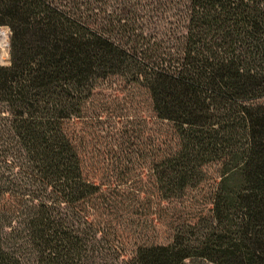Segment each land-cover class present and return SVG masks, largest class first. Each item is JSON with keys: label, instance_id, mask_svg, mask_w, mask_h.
<instances>
[{"label": "trees", "instance_id": "obj_1", "mask_svg": "<svg viewBox=\"0 0 264 264\" xmlns=\"http://www.w3.org/2000/svg\"><path fill=\"white\" fill-rule=\"evenodd\" d=\"M82 4L0 0V264H264V0H183L166 41ZM111 74L142 84L166 125L148 144L156 197L219 164L209 213L170 222L166 240L125 237L117 186L84 171L68 130ZM124 239L128 252L100 250Z\"/></svg>", "mask_w": 264, "mask_h": 264}, {"label": "rangeland", "instance_id": "obj_2", "mask_svg": "<svg viewBox=\"0 0 264 264\" xmlns=\"http://www.w3.org/2000/svg\"><path fill=\"white\" fill-rule=\"evenodd\" d=\"M82 6L98 10L101 16L108 12L136 16V24L147 37H166L178 34L177 21L183 0H81ZM3 40L7 43L6 59L9 62V34L6 24ZM3 51V46H0ZM146 88L120 74L99 78L87 99L82 115L68 121V130L83 161L84 171L92 178L113 182L125 209L117 217L125 237L149 236L166 240L173 222L199 221L209 213L213 186L218 179L219 164L204 166V178L186 190L177 199L160 200L152 193L148 169V144L155 131L166 130L151 110ZM162 136V135H161ZM171 222V223H170ZM123 247L100 242L103 251L128 252L131 242L123 240ZM114 253V252H113ZM26 264H30L29 262ZM185 264H212L205 259L192 258Z\"/></svg>", "mask_w": 264, "mask_h": 264}, {"label": "bare ground", "instance_id": "obj_3", "mask_svg": "<svg viewBox=\"0 0 264 264\" xmlns=\"http://www.w3.org/2000/svg\"><path fill=\"white\" fill-rule=\"evenodd\" d=\"M7 34L6 30L0 29V46H3V51L0 50V61L6 59L7 56V43L4 42L3 36ZM1 49V48H0Z\"/></svg>", "mask_w": 264, "mask_h": 264}]
</instances>
